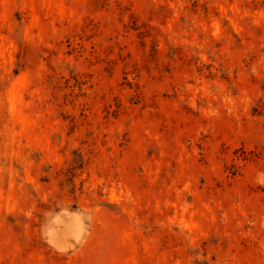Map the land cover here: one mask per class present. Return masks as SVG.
Listing matches in <instances>:
<instances>
[{
    "label": "rangeland",
    "instance_id": "1",
    "mask_svg": "<svg viewBox=\"0 0 264 264\" xmlns=\"http://www.w3.org/2000/svg\"><path fill=\"white\" fill-rule=\"evenodd\" d=\"M0 264H264V0H0Z\"/></svg>",
    "mask_w": 264,
    "mask_h": 264
}]
</instances>
